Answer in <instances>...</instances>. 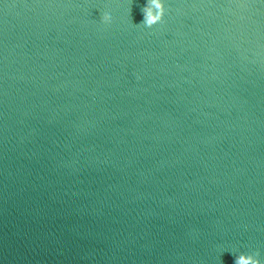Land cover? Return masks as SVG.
Instances as JSON below:
<instances>
[{
	"label": "clouds",
	"instance_id": "clouds-1",
	"mask_svg": "<svg viewBox=\"0 0 264 264\" xmlns=\"http://www.w3.org/2000/svg\"><path fill=\"white\" fill-rule=\"evenodd\" d=\"M144 19L141 24L151 28L164 20L166 8L163 0H147L146 6L142 9ZM103 23H109L111 16L104 13L102 16ZM259 252L252 254H239L235 256L234 264H261Z\"/></svg>",
	"mask_w": 264,
	"mask_h": 264
}]
</instances>
